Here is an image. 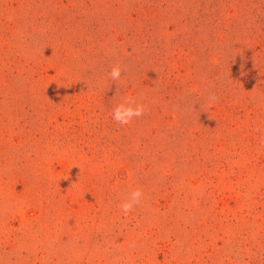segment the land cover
<instances>
[{"label": "rangeland", "instance_id": "obj_1", "mask_svg": "<svg viewBox=\"0 0 264 264\" xmlns=\"http://www.w3.org/2000/svg\"><path fill=\"white\" fill-rule=\"evenodd\" d=\"M167 1L0 0V264H264V12Z\"/></svg>", "mask_w": 264, "mask_h": 264}, {"label": "trees", "instance_id": "obj_2", "mask_svg": "<svg viewBox=\"0 0 264 264\" xmlns=\"http://www.w3.org/2000/svg\"><path fill=\"white\" fill-rule=\"evenodd\" d=\"M134 1H136L135 3L137 4L136 10L138 12L136 13L138 20L145 21L146 18L144 17V13L140 11L141 9L140 5L143 4V0H134ZM152 1H154L153 3L158 2L159 4H161V8L163 10L168 9L169 3L167 0H152ZM190 1L193 3V11L192 13H188L187 17H183L181 19L180 26L184 28H188L189 26L192 25L194 28H196L195 30L197 31L201 29H211V28L214 29V26H218V24H221L223 21V17H222L223 13L231 10L232 6H234L233 5L234 2L235 4H237V6L240 7L251 5L249 9L254 15H256L261 20L263 16L258 13V10L260 9L259 7H261L262 11L264 12V0H190ZM143 6L145 8H148L145 5ZM144 10L148 11V9H144ZM154 28L155 27H150L149 31H151ZM225 31H227V29H225ZM142 34L143 32L140 33V35ZM185 36H186V32L181 31L178 34V37L172 40V44L180 47V41Z\"/></svg>", "mask_w": 264, "mask_h": 264}, {"label": "clouds", "instance_id": "obj_3", "mask_svg": "<svg viewBox=\"0 0 264 264\" xmlns=\"http://www.w3.org/2000/svg\"><path fill=\"white\" fill-rule=\"evenodd\" d=\"M123 69L119 66H113L108 73V77L113 81H120ZM119 92L117 93V95ZM146 106L132 99L125 100L116 104L112 110V119L119 125H130L134 120L142 117L145 114ZM142 189H136L131 192L128 199L123 201L119 207L121 212L127 216L134 208L144 199Z\"/></svg>", "mask_w": 264, "mask_h": 264}]
</instances>
